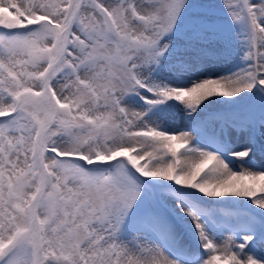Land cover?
Masks as SVG:
<instances>
[{
    "label": "snow or ice",
    "instance_id": "1",
    "mask_svg": "<svg viewBox=\"0 0 264 264\" xmlns=\"http://www.w3.org/2000/svg\"><path fill=\"white\" fill-rule=\"evenodd\" d=\"M0 264H264V0H0Z\"/></svg>",
    "mask_w": 264,
    "mask_h": 264
},
{
    "label": "rangeland",
    "instance_id": "2",
    "mask_svg": "<svg viewBox=\"0 0 264 264\" xmlns=\"http://www.w3.org/2000/svg\"><path fill=\"white\" fill-rule=\"evenodd\" d=\"M167 119H168V125H167L168 127H178V126H180L181 121H180L179 114L173 112V113L169 114ZM181 151H183V150H181ZM258 162L259 161H257V163ZM225 235H227V233H225Z\"/></svg>",
    "mask_w": 264,
    "mask_h": 264
}]
</instances>
